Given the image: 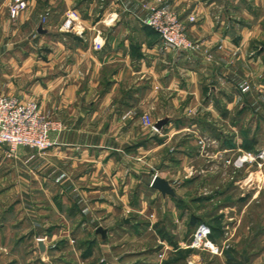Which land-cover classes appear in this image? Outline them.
Instances as JSON below:
<instances>
[{
  "label": "crops",
  "instance_id": "0c3cea01",
  "mask_svg": "<svg viewBox=\"0 0 264 264\" xmlns=\"http://www.w3.org/2000/svg\"><path fill=\"white\" fill-rule=\"evenodd\" d=\"M26 1L28 8L12 21V0H0V95L38 103L65 131L44 153L19 148L10 157L0 145V244L9 237L17 250L30 247L32 253L37 244L44 256L76 243L72 250L82 262L98 252L99 264H122L106 227L117 203L143 214L131 200L134 188L144 192L148 185L154 198L204 209L215 199L206 191L195 197L201 182L183 177L188 162L201 157L194 139H214L220 146L215 156L258 151L264 139V0ZM150 7L179 13L200 52L164 47L143 23ZM73 17L78 19L66 25ZM150 111L154 121L166 122L161 130L143 125ZM183 136L188 144L178 141ZM155 177L165 179L176 196L154 189ZM219 203L226 225L235 202ZM198 214L189 223L185 218L188 226L205 223L204 213ZM220 259L264 264V257L256 261L238 245H228ZM187 261L202 264L198 255Z\"/></svg>",
  "mask_w": 264,
  "mask_h": 264
},
{
  "label": "rangeland",
  "instance_id": "374dc122",
  "mask_svg": "<svg viewBox=\"0 0 264 264\" xmlns=\"http://www.w3.org/2000/svg\"><path fill=\"white\" fill-rule=\"evenodd\" d=\"M13 1L9 7V17L12 21H18L21 15L15 19L11 16ZM49 15L43 14L41 21H44V17L47 20ZM190 20L193 21L192 18ZM184 23L188 29V36L191 37L187 23L185 21ZM148 116L151 117L156 128L158 122L154 121L151 111L144 115V117ZM147 128L152 129L150 127ZM263 130L264 128L260 129V132L262 133ZM157 131L159 130L157 129ZM183 137L181 140L179 138L178 141L188 144L187 142L190 140L188 141L187 137L189 136ZM194 143L197 145L196 148L194 147V150L199 148L201 157L200 159L194 158V160L189 161L188 163L190 164L188 165L185 164V166L187 165V174H183V177L193 178L197 183L201 182V186L195 190V197L204 195L203 193L206 191V193L208 192V196H212V199H215V202L205 204L203 209V206L201 207L200 204L176 203L170 199L164 202L160 198H154L152 189L148 185L144 187V192H140L134 188L130 192L131 200L139 202L138 206L141 207L143 214L133 212L130 208L124 210L122 208L124 204L117 203L114 211V221L112 225H107L106 227L111 233L109 238L111 251L113 255L115 254L119 257L122 264H187V258L190 255H198L202 264H223L220 257L224 255V252L220 256H214L211 253L196 251L189 247L193 235L200 225L196 228L188 226L187 223L194 221L195 217L200 215L198 214L200 212L204 213V221L215 227V236L218 238V242H221L218 243L215 240L216 244L223 249H226L228 245H238L241 250L248 248L252 259L259 262L263 259L264 160L249 162L242 168L237 169L233 165V162L243 155L235 156L228 153L226 156L223 154L215 156L213 152L214 150H218L220 146L214 139L207 138L204 135H200L197 139H194ZM168 150L170 151V149ZM256 150L258 151L253 152V155L264 151V139L259 140ZM229 160L232 161L231 164L228 163ZM259 164L261 167H259ZM192 166L195 168H192ZM164 174L169 175L171 171L165 170ZM237 179H241L244 182L241 184L237 183ZM150 182L151 178L147 179V183L149 184ZM178 191L181 192L180 190ZM182 192L181 195L183 194ZM184 193L182 197L187 196V190L186 192L184 190ZM220 196L221 199H217ZM242 196H251L252 198L244 204L241 201ZM225 200H232L235 202V205L233 210H227L228 218L225 222L226 225H223L224 221L221 220L222 217L219 214L218 208L220 206L219 201L223 202ZM191 207L194 209L192 214L189 213ZM196 208H198V211ZM102 214L105 213L102 212ZM182 216L184 219L181 218ZM122 217L132 221L131 227L124 225ZM185 218L188 221H186L187 223L185 222ZM187 230L189 235L185 236L184 233ZM185 238V242H187L184 246L185 248L179 249L178 244ZM8 240L9 237L6 239L7 242L0 244V264H99L101 262V258L98 257L100 253L98 254V252L94 255L93 259L82 262L80 257L72 250V247L77 246L76 243L71 244L70 247L63 244L60 246V251L48 252L43 256L37 244L36 248L38 251L32 253L30 252V247L24 250L23 246L21 250L20 248L17 250L16 246ZM252 245L253 247L250 248ZM14 248H16L15 251ZM27 252L29 254H26Z\"/></svg>",
  "mask_w": 264,
  "mask_h": 264
},
{
  "label": "built area",
  "instance_id": "2783aa9c",
  "mask_svg": "<svg viewBox=\"0 0 264 264\" xmlns=\"http://www.w3.org/2000/svg\"><path fill=\"white\" fill-rule=\"evenodd\" d=\"M27 9L24 0H14L11 6V16L18 18ZM48 16L49 13H46ZM78 18L68 19L70 26ZM44 21L46 18L44 17ZM143 23L159 34L161 42L166 48L188 54H197L201 45L188 36V29L179 14L171 9L150 7L149 16ZM145 126L157 131L151 117H144ZM65 131V125L47 117L36 102H23L17 97L0 95V145L6 146L10 157H16L19 148H30L44 153L57 145L54 135L59 137ZM204 144V142H203ZM264 160V151L256 155L251 153L238 157L233 165L240 169L249 162ZM231 160L228 161L231 164ZM259 167L261 165L259 164ZM212 230L206 224H201L193 235L190 248L196 251L220 256L224 250L212 239ZM192 264V263H189Z\"/></svg>",
  "mask_w": 264,
  "mask_h": 264
},
{
  "label": "water",
  "instance_id": "95a60500",
  "mask_svg": "<svg viewBox=\"0 0 264 264\" xmlns=\"http://www.w3.org/2000/svg\"><path fill=\"white\" fill-rule=\"evenodd\" d=\"M166 124L165 121H160L156 124V129L161 130L163 126ZM152 187L158 191H160L164 196L171 195L176 196L175 191L172 189L170 184L161 177H155L152 183ZM128 219H125V223H129ZM98 233L106 236V231L103 228L98 229Z\"/></svg>",
  "mask_w": 264,
  "mask_h": 264
},
{
  "label": "trees",
  "instance_id": "16d2710c",
  "mask_svg": "<svg viewBox=\"0 0 264 264\" xmlns=\"http://www.w3.org/2000/svg\"><path fill=\"white\" fill-rule=\"evenodd\" d=\"M203 224H206V225H208L211 228V230H212L211 239L215 242V227H213L211 224L206 223V222L203 223Z\"/></svg>",
  "mask_w": 264,
  "mask_h": 264
}]
</instances>
